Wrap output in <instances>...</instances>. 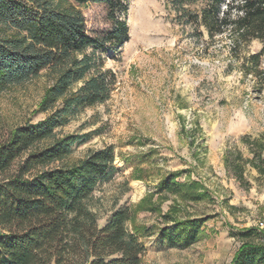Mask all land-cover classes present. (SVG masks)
<instances>
[{"label":"trees","instance_id":"1","mask_svg":"<svg viewBox=\"0 0 264 264\" xmlns=\"http://www.w3.org/2000/svg\"><path fill=\"white\" fill-rule=\"evenodd\" d=\"M180 24L202 27L210 37L226 34L231 47L256 40L260 50L241 57L240 70L264 84V0H166ZM101 3L111 27L97 36L86 31L78 9ZM128 0H0V90L21 85L48 71L51 84L38 104L47 114L24 122L0 136V264H140L143 238L155 234L163 243L189 247L199 238L210 216L175 218L161 215L163 225L132 222L135 210H153L144 202L169 193L185 203L207 198L198 181L180 180L184 170L165 172L154 192L135 208L110 212L100 226L93 210V190L114 177V150H88L70 165L64 161L73 146L91 133L58 136L77 109L104 103L114 87V75L105 68L104 52L127 42ZM249 156L225 154V168L240 185L249 188L247 167L264 183V135L240 136ZM152 152L124 158L131 179L143 180L139 164ZM209 199V198H207ZM128 222L131 223L130 228ZM240 242L230 264H264V232L254 227L236 231Z\"/></svg>","mask_w":264,"mask_h":264},{"label":"rangeland","instance_id":"2","mask_svg":"<svg viewBox=\"0 0 264 264\" xmlns=\"http://www.w3.org/2000/svg\"><path fill=\"white\" fill-rule=\"evenodd\" d=\"M128 3V40L103 54L115 81L110 98L75 110L66 125L56 128L58 136L91 133L64 162L70 165L88 150L113 147L114 165L121 170L94 188L91 202L100 226L111 211L135 208L165 172L184 170L188 175L180 180L198 181L209 199L185 203L169 193L156 194L144 202L153 210H135L132 222L162 226L166 212L175 218L211 219L189 247L163 243L155 234L143 238L140 264H230L240 244L237 230L264 232V183L256 182V172L247 167L245 188L224 165L226 153L249 156L240 136L264 135V84L259 87L245 76L239 60L259 51L260 43L253 40L234 51L226 34L210 37L202 27L178 23L166 0ZM78 9L89 35L111 27L104 4ZM50 82L49 72L43 71L0 90V136L45 118L37 107ZM149 151L150 160L139 164L145 178L131 179L124 158Z\"/></svg>","mask_w":264,"mask_h":264}]
</instances>
